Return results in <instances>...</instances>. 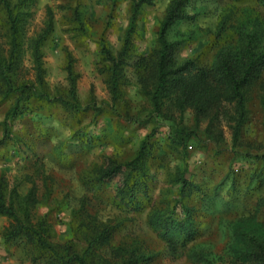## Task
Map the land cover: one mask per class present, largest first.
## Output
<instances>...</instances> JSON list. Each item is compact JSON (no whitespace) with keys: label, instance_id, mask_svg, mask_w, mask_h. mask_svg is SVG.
I'll list each match as a JSON object with an SVG mask.
<instances>
[{"label":"rangeland","instance_id":"obj_1","mask_svg":"<svg viewBox=\"0 0 264 264\" xmlns=\"http://www.w3.org/2000/svg\"><path fill=\"white\" fill-rule=\"evenodd\" d=\"M170 1L154 0L144 8L133 39V57L126 62L121 95L115 102L107 73L100 71L99 41L104 39L114 53L120 50L132 0H34L31 16L23 22L21 57L12 76L16 85H32L38 94L13 122V139L1 142L2 122L14 99L3 100L0 81V175L8 183L9 195L15 190L23 199L32 193L34 200L26 204L32 220L47 217L61 245H85L92 216L101 223H122L110 246L96 250V260L112 258L117 262L115 249L123 254L126 248H136L151 256L150 264H199L186 253H173L148 221L155 208L176 205L177 214H181L176 202L179 186L174 180L185 170L187 178L198 186L185 205L199 210L201 233L189 247L214 257L217 264H230L225 254L230 240L228 223L256 214L264 220V207L260 206L264 198V115L258 88L252 89L248 122L238 138L233 129L234 106L227 102L206 117L197 118L190 106L181 111L173 102L156 112L146 93L151 76L148 66ZM233 3L207 0L191 7V12L198 13L196 20L174 29L199 31L198 38L172 55L173 65L187 58L204 65L212 61L225 44L217 36L215 39L219 14ZM247 3L254 5L250 0ZM254 6L264 16V9ZM75 10L83 18V32L77 29ZM49 13L53 24L42 47L44 83L40 84L33 42L47 30ZM8 48L0 7V56L7 57ZM70 57L77 76L76 98L66 69ZM143 59L147 69L136 66ZM147 136L154 147L149 162L151 199L133 212L115 204L123 173L105 184L95 180L110 159L128 162ZM179 136L184 141L177 147L171 140ZM11 223L0 216V264H46L27 237L7 238Z\"/></svg>","mask_w":264,"mask_h":264},{"label":"trees","instance_id":"obj_2","mask_svg":"<svg viewBox=\"0 0 264 264\" xmlns=\"http://www.w3.org/2000/svg\"><path fill=\"white\" fill-rule=\"evenodd\" d=\"M116 3L118 0H113ZM154 0H132L130 18L126 28L123 44L114 53L104 39L99 41V52L103 67L101 72L107 73V83L113 95V101H118L121 95V85L125 80V65L133 57V39L137 33L140 16L145 7L151 6ZM207 0H171L158 31V44L151 54L150 84L146 93L156 112L160 113L168 102H173L181 111L188 106L196 111V116L206 117L216 106L223 102L233 104L235 110L234 136L238 138L243 127L248 122L249 102L254 87L258 88L257 98L264 115V16L254 5L264 9V0H233L234 3L223 7L217 23L218 39L225 41L219 47L209 64L198 62V59L187 58L177 65L172 64V55L183 45L198 38L199 31H175V26L194 21L198 13L191 12V7ZM34 0H0V7L5 16L8 35V56H0V81L3 90V100L14 99L2 122L3 138L1 142L12 140L13 122L26 112L32 97L37 96L35 87L29 84L16 85L13 80L17 63L21 57L23 43V22L31 16L30 9ZM25 9V10H24ZM74 19L77 29L84 31L83 18L75 10ZM53 24V16L49 13L48 28L34 42L35 69L38 82L44 83V66L42 47L48 38ZM139 69H147L145 59L136 65ZM67 72L72 86V96L76 98L77 76L70 57ZM212 113V112H211ZM218 112L211 116V124ZM171 140L179 147L183 144V136ZM189 138V136L187 137ZM154 155L153 141L150 136L144 138L136 154L122 164L114 159L102 169L95 180L100 184L112 181L124 174L118 187L115 204L129 211H140L145 201L151 199L149 193L151 181L149 162ZM174 184L178 185L176 202L181 205L182 212L177 214V206L172 208H155L148 217L151 229L166 243L173 253L185 255L195 263L217 264L214 257L207 253L196 252L195 242L200 236L198 211L187 207L185 202L193 197L198 186L190 181L185 170L175 176ZM8 183L0 175V216L12 220L8 239L25 236L38 250V258H43L46 264H150L151 256L136 248H126L123 254L114 250L117 262L112 258L96 260V250L103 245L110 246L115 234L122 225L101 223L92 219L89 233L84 236L86 244L76 248L67 243L61 245L54 238V228L46 218L34 222L26 204L31 203L32 193L23 199L13 190L7 193ZM143 198L144 201L141 199ZM260 203L264 207V198ZM24 201V203L19 202ZM259 206V203H258ZM169 207V206H168ZM22 213V214H21ZM88 213L85 212L84 215ZM87 219L84 220L86 222ZM229 242L225 254L230 264H264V220L258 215H249L237 219L227 225ZM220 260V259H219Z\"/></svg>","mask_w":264,"mask_h":264}]
</instances>
